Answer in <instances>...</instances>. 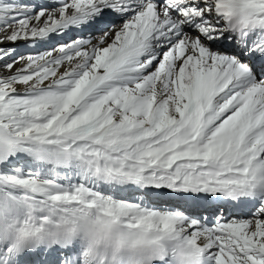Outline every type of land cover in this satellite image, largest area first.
I'll use <instances>...</instances> for the list:
<instances>
[{
  "label": "snow or ice",
  "instance_id": "6c2138e0",
  "mask_svg": "<svg viewBox=\"0 0 264 264\" xmlns=\"http://www.w3.org/2000/svg\"><path fill=\"white\" fill-rule=\"evenodd\" d=\"M264 264V0H0V264Z\"/></svg>",
  "mask_w": 264,
  "mask_h": 264
},
{
  "label": "clouds",
  "instance_id": "9594fccd",
  "mask_svg": "<svg viewBox=\"0 0 264 264\" xmlns=\"http://www.w3.org/2000/svg\"><path fill=\"white\" fill-rule=\"evenodd\" d=\"M177 247V258L175 260V264H183V257L187 255L186 252L182 253L179 248V242H176Z\"/></svg>",
  "mask_w": 264,
  "mask_h": 264
}]
</instances>
